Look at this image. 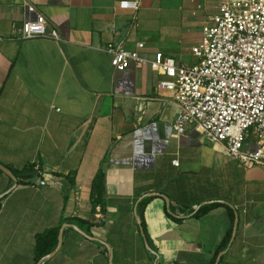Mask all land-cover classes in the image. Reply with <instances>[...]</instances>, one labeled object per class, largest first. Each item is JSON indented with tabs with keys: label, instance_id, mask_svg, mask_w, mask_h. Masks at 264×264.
I'll list each match as a JSON object with an SVG mask.
<instances>
[{
	"label": "crops",
	"instance_id": "0c3cea01",
	"mask_svg": "<svg viewBox=\"0 0 264 264\" xmlns=\"http://www.w3.org/2000/svg\"><path fill=\"white\" fill-rule=\"evenodd\" d=\"M27 1L60 40L11 39L28 15L23 0H0V164L34 166L10 190L0 170V264H211L231 226L214 264L219 254L217 264H264V168H243L191 127L173 134L177 103L155 87L164 76L147 62L116 71L104 50L143 42L145 58L186 63L175 56H192L193 31L221 0H141L135 12L120 0ZM99 168L104 213L88 199ZM146 197L149 250L135 219ZM64 218L95 224L63 222L107 247L66 227L55 255L36 262V234Z\"/></svg>",
	"mask_w": 264,
	"mask_h": 264
},
{
	"label": "built area",
	"instance_id": "2783aa9c",
	"mask_svg": "<svg viewBox=\"0 0 264 264\" xmlns=\"http://www.w3.org/2000/svg\"><path fill=\"white\" fill-rule=\"evenodd\" d=\"M141 0H120L118 7L135 12ZM27 18L13 29L11 39L46 38L59 41L56 28L36 7L23 0ZM109 42L105 52L116 71L131 62H147L164 79L157 90L172 92L178 113L171 124L176 135L191 127L243 168H264V0H221L217 11L201 25L190 47L192 64L156 51L150 59L140 50ZM173 165H178L174 160Z\"/></svg>",
	"mask_w": 264,
	"mask_h": 264
},
{
	"label": "trees",
	"instance_id": "16d2710c",
	"mask_svg": "<svg viewBox=\"0 0 264 264\" xmlns=\"http://www.w3.org/2000/svg\"><path fill=\"white\" fill-rule=\"evenodd\" d=\"M33 168H34L33 165H28L20 170H11V172L18 179V183H20L22 180L29 178L33 174ZM88 199L91 204V209L93 211H95L96 207H99V210L101 213L105 212V205H106L105 175L101 168L97 170V172L95 173L92 179ZM150 199L151 197H146L142 199L137 205V214L140 218V226L143 229L147 242L149 240H148V235L146 231V224L144 221L143 211H144V207L146 203ZM211 207H213V204L201 206L200 209L197 210L194 214L196 216H200L204 214L205 212H207ZM230 219L232 223L233 222L232 215ZM63 222L75 223L77 226H79L80 228H83L87 232L90 226L95 225L89 220H82L78 218H69V219L64 218L63 220H61V222L58 225L49 227L45 229L44 231L36 234L35 243H34V259L36 262H38L44 255L48 254L56 247L57 234ZM96 225H101V224H96ZM231 232H232V226L228 229L223 239L221 240L220 244L217 246V250L215 252L213 260L211 261V264H214V261H215L214 259L216 255L219 253V251H221L223 248L227 246L229 239L231 237Z\"/></svg>",
	"mask_w": 264,
	"mask_h": 264
},
{
	"label": "water",
	"instance_id": "95a60500",
	"mask_svg": "<svg viewBox=\"0 0 264 264\" xmlns=\"http://www.w3.org/2000/svg\"><path fill=\"white\" fill-rule=\"evenodd\" d=\"M0 170H1L2 172H4L5 174H7V175L13 180V184H12V186L9 188V190H10L11 188L15 187L16 184H17V180H16L15 176L13 175V173H12L7 167L3 166L2 164H0ZM3 195H4V194H0V198H1ZM135 219H136V222H137V224H138L139 232H140L141 237L143 238V242H144V244H145V247L149 250V246H148V244H147V240H146V238H145V235H144L143 229H142L141 226H140V219H139V216H138L137 214H135ZM66 227H71V228H73L75 231H77L78 233H80L81 235L85 236L86 238L96 240V241H98L99 243H101V244H103L104 246L107 247V245H106L103 241H101V240H99V239H97V238H93V237L87 235L85 232H83L82 230H80L76 225H74V224H68V223H63V224L60 226L59 231H58V234H57V244H56V247H55L51 252H49L48 254L44 255V256L40 259V262H41V261H44V260H46V259H48V258H50V257H52V256H54L55 253L59 250V248H60V246H61V242H62V234H63V230H64V228H66ZM234 227H235V225H234ZM234 231H235V228H234V230H233V234H234ZM219 256H220V254H219L218 257L216 258V264L218 263ZM40 262H39V263H40Z\"/></svg>",
	"mask_w": 264,
	"mask_h": 264
},
{
	"label": "rangeland",
	"instance_id": "374dc122",
	"mask_svg": "<svg viewBox=\"0 0 264 264\" xmlns=\"http://www.w3.org/2000/svg\"><path fill=\"white\" fill-rule=\"evenodd\" d=\"M219 1L220 0H212V5H217V3ZM198 37H199V30L196 29V30L193 31L192 39L194 41H196L198 39ZM175 58H177L179 60L182 59V61L186 62V64H192V63H194L196 61V59L194 57L190 56V55H185V56L177 55V56H175Z\"/></svg>",
	"mask_w": 264,
	"mask_h": 264
}]
</instances>
